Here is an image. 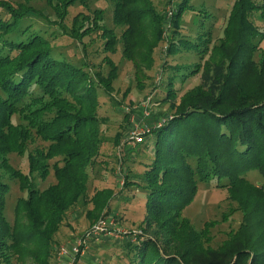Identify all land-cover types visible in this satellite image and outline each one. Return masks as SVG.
Listing matches in <instances>:
<instances>
[{
  "label": "trees",
  "instance_id": "trees-1",
  "mask_svg": "<svg viewBox=\"0 0 264 264\" xmlns=\"http://www.w3.org/2000/svg\"><path fill=\"white\" fill-rule=\"evenodd\" d=\"M28 1L0 0V8L8 15L0 17V160L19 179L20 190L27 192L17 199L11 223L6 217L10 186L0 180V264H55L61 227L80 216L93 226L111 212L110 202L116 195L110 187L90 195L88 182L89 170L100 154V126L105 121L98 114L100 95L121 105L113 94L117 65L105 56L110 71L104 74L85 62L95 70L91 73L55 57L50 40L31 32L32 24L22 26L27 18L42 17L50 25L66 27L70 7L77 2L85 6L88 0H42L53 8L52 14ZM111 1L113 21L124 27L120 34L103 26V10H95L92 17L84 12L74 16L69 35L83 42L99 29L103 51L115 52L121 41L124 56L137 69V60L151 67L154 48L161 41L163 17L152 0ZM191 1L183 0L175 14L177 34L180 18L192 8ZM256 13L264 21V0H234L220 43L213 48L208 34L202 35L203 42L175 35L168 40V53H175L184 43L195 52L203 54L210 48L221 54L209 55L204 67L195 65L192 73L201 70L200 84L187 91L178 105L174 102L175 76H169L163 99L169 109L151 117V121L167 120L135 149L150 150L152 158L142 178L126 170L125 186L146 190V213L137 226L141 233H130L119 242L126 264H264V184L246 177L253 170L264 177V55L258 63L253 59L259 46L256 39L264 37V31L255 23ZM127 93L126 89L123 96ZM15 115L23 122L15 124ZM130 115L123 117L127 130ZM123 130L114 136L115 144H120ZM34 137L46 145L28 153L25 174L10 166L6 155L24 153ZM51 169L55 182L40 189L34 174L46 178ZM211 179H217L218 185L227 179L223 186L235 203L223 219L237 211L243 215L238 228L230 230L216 248L211 245V229L217 221H206L197 229L183 215L196 197L198 184Z\"/></svg>",
  "mask_w": 264,
  "mask_h": 264
},
{
  "label": "rangeland",
  "instance_id": "rangeland-1",
  "mask_svg": "<svg viewBox=\"0 0 264 264\" xmlns=\"http://www.w3.org/2000/svg\"><path fill=\"white\" fill-rule=\"evenodd\" d=\"M10 1L17 3L24 0ZM182 1L152 0L157 12L163 17L161 19L163 23H161V41L154 48L152 55L153 64L148 68L141 66L137 60V64L140 66L137 69L135 63L124 56V45L121 41L117 44L115 52L103 51L104 39L100 37L101 30L99 29L92 31L88 36L84 35L83 42L69 35L68 32L74 16L84 12L92 17L95 10H103V18L100 22L103 26L113 28L117 34H120L124 27L116 25L113 21L114 3L111 0H88L85 6L77 2L70 7L69 15L63 24L67 25L66 27L57 26L56 24L50 25L42 17L27 18L22 24V26L32 24L31 32H40L47 37L53 47V55L57 58L68 60L76 66H82L85 69H89L84 64L85 62L90 66L95 65L98 67L96 70H100L104 74L110 71V66L105 60L103 61L105 56L111 57L117 65L118 76L113 83V94L121 102V105L115 106L109 98L100 95L101 106L98 114L105 121L100 126L102 139L100 154L93 169L89 170L88 193L91 195L96 189L103 187H110L115 190L116 195L110 202L111 212L105 218L113 220L114 224H111V226L119 228L120 231L116 232V237L102 238L98 242L91 241L87 253L85 256L80 257L77 264L127 263L125 251L119 247V242L131 236L130 229H139L137 226L146 213V190L135 186L127 188L125 186L126 170H132V174L135 173L136 176L138 174L140 176L145 170V165L152 158L150 150L137 152L135 149L138 148L139 144L134 139L129 138L128 135L135 125H138V127L141 125L147 130L149 129L145 135L143 134L146 139L152 129L162 126L160 118L156 120L153 118L151 121V117L159 111L164 112L169 109V103L163 102V99L167 94L166 83L170 75L175 76L173 81V88L176 93L174 102L178 105L187 91L200 84L201 70L192 73L195 65L199 64L204 67V62L209 55L218 57L221 54L210 48L220 43L219 39L223 36V29L234 0H192V8L186 10L180 18L179 32L177 34L174 17ZM27 3L44 13L52 14L54 12L53 8L42 0H29ZM204 14L206 17H211L206 18ZM0 17H8L5 9L0 8ZM202 20H205V22L203 21L204 25L201 23ZM89 22L93 23L92 21ZM255 23L264 31V21L258 13L255 15ZM203 34H208L207 38H210V48L206 53L195 52L193 48L186 49L184 43L181 44L180 49L175 53H168V40H171L173 35L177 39L203 42ZM152 36L151 33H148V37H151L150 39H152ZM256 41L259 46L253 55V59L258 63L264 55V37H257ZM89 71L93 73L95 70L89 69ZM173 71H175L174 74ZM126 89L128 93L123 96ZM143 103L145 105L142 106ZM136 108L138 110H136L137 113L132 111ZM124 113L131 114L129 130L127 128L124 129L126 122L123 118ZM13 122L17 124L23 121L19 115H15ZM122 130L124 131L123 138L120 144H115L114 136ZM28 143V149L24 153L10 152L6 155L8 164L25 174L29 171L28 153L37 147L46 145L36 137L32 138ZM34 176L40 189H44L55 182L52 169L46 178H41L37 173ZM246 177L258 185L264 184V177L258 170L248 172ZM137 178L139 180V177ZM0 180L7 182L10 186L7 194L6 217L12 223L16 201L19 197H26L27 192L20 190L17 181L19 179L4 169L1 160ZM222 180L223 185H226L227 179ZM223 185H218L217 179H211L209 182H200L195 199L183 212V215L188 217L197 229H201L206 221H217L216 225L211 229V245L215 248L228 237L230 230L238 228L243 218L242 213L237 211L229 215L227 220L223 219V215L228 214L230 208L235 206V203L228 198V192ZM69 223V226H62L57 233V240L60 244H67V242L81 236L92 227L89 220L84 216H80L77 220H70Z\"/></svg>",
  "mask_w": 264,
  "mask_h": 264
},
{
  "label": "built area",
  "instance_id": "built-area-1",
  "mask_svg": "<svg viewBox=\"0 0 264 264\" xmlns=\"http://www.w3.org/2000/svg\"><path fill=\"white\" fill-rule=\"evenodd\" d=\"M143 105H145V103H143L142 106ZM166 119L167 118H163L160 124L162 125L165 123ZM139 126L141 128L138 127V125H135L128 135L129 138L134 139L137 143L142 142L144 140L145 133L149 131V129L147 130V128L141 125ZM111 224H114L113 220L101 218L83 235L74 238L73 240L67 242V244H60L55 264H77L80 257L85 256L87 253L91 241L98 242L102 238L116 237V232L120 231V229L112 227ZM129 231L133 234V236L141 233L140 229H130Z\"/></svg>",
  "mask_w": 264,
  "mask_h": 264
}]
</instances>
